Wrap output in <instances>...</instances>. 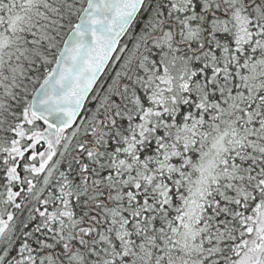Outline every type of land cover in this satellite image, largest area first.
Returning a JSON list of instances; mask_svg holds the SVG:
<instances>
[{"label": "snow or ice", "instance_id": "snow-or-ice-1", "mask_svg": "<svg viewBox=\"0 0 264 264\" xmlns=\"http://www.w3.org/2000/svg\"><path fill=\"white\" fill-rule=\"evenodd\" d=\"M0 264H264V0H0Z\"/></svg>", "mask_w": 264, "mask_h": 264}]
</instances>
